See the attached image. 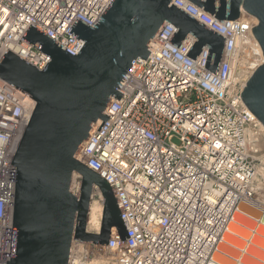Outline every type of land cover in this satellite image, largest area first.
Masks as SVG:
<instances>
[{
	"label": "built area",
	"instance_id": "obj_1",
	"mask_svg": "<svg viewBox=\"0 0 264 264\" xmlns=\"http://www.w3.org/2000/svg\"><path fill=\"white\" fill-rule=\"evenodd\" d=\"M111 1L0 0V59L8 50L44 69L50 57L21 39L30 25L77 56L84 41L69 30L76 19L96 28ZM172 5L224 38L217 73L204 68L206 47L194 61L186 56L193 35L177 49L168 44L169 22L149 57L132 62L117 86L121 99L110 100L107 121L74 155L112 187L129 238L114 230L105 247L73 242L69 264H89L96 251L115 264H212L240 203L264 211V126L241 95L264 60L251 33L258 22L245 14L221 21L188 0ZM35 105L0 78V264L10 261L11 162Z\"/></svg>",
	"mask_w": 264,
	"mask_h": 264
},
{
	"label": "water",
	"instance_id": "obj_2",
	"mask_svg": "<svg viewBox=\"0 0 264 264\" xmlns=\"http://www.w3.org/2000/svg\"><path fill=\"white\" fill-rule=\"evenodd\" d=\"M218 20L256 18L251 33L264 58V0H188ZM173 0H113L100 25L74 22L68 34L84 41L77 56L31 25L21 39L46 54L43 70L11 51L0 59V78L35 102L13 157L16 167L10 261L7 264H69L73 242L105 247L114 230L128 239L112 187L74 155L100 120L117 86L136 59L149 57L148 45L166 22L176 28L168 44L177 49L187 35L197 38L186 55L193 61L208 49L204 68L216 75L225 40ZM126 78V77H125ZM245 105L264 126V60L241 91ZM74 174L80 195L71 191ZM102 197L101 226L89 232L94 191ZM264 264V211L240 203L212 261Z\"/></svg>",
	"mask_w": 264,
	"mask_h": 264
},
{
	"label": "rangeland",
	"instance_id": "obj_3",
	"mask_svg": "<svg viewBox=\"0 0 264 264\" xmlns=\"http://www.w3.org/2000/svg\"><path fill=\"white\" fill-rule=\"evenodd\" d=\"M175 143H179L178 140H174ZM81 184H82V180L81 178H76L75 180H73L72 182V186H71V191L76 194L77 196L80 195V191H81ZM92 204H95L96 206H102V197L99 195V191L95 190L94 191V196H93V200H92ZM102 216V214H101ZM101 222V220H100ZM90 223V221H89ZM101 226V223H100ZM88 229L89 231L93 232V233H97L99 231H97V227L95 225L89 224L88 225ZM98 261V263L100 264H115V261L113 259V256L105 251H96L95 255L93 257H91L90 262L91 261ZM215 262H217L215 260Z\"/></svg>",
	"mask_w": 264,
	"mask_h": 264
},
{
	"label": "bare ground",
	"instance_id": "obj_4",
	"mask_svg": "<svg viewBox=\"0 0 264 264\" xmlns=\"http://www.w3.org/2000/svg\"><path fill=\"white\" fill-rule=\"evenodd\" d=\"M254 20L256 21V22H258L257 21V19L256 18H254ZM243 64V63H242ZM261 172V175L262 174H264V172L263 171H260ZM75 177H76V175H75ZM74 177V178H75ZM99 195H100V193H99ZM101 196V195H100ZM101 214H102V206L100 205V206H96L95 204H92L91 205V212H90V223L89 224H92V225H95L96 227H97V231H99L100 230V220H101ZM217 261V260H216ZM222 263V261H217V262H215V260L214 261H212V264H221ZM89 264H100V263H98V261H91ZM107 264V263H106Z\"/></svg>",
	"mask_w": 264,
	"mask_h": 264
}]
</instances>
